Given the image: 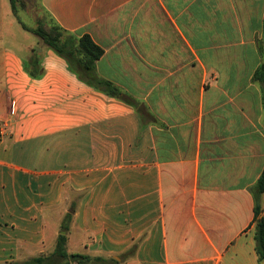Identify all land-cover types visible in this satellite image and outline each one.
Segmentation results:
<instances>
[{
  "label": "crops",
  "instance_id": "obj_1",
  "mask_svg": "<svg viewBox=\"0 0 264 264\" xmlns=\"http://www.w3.org/2000/svg\"><path fill=\"white\" fill-rule=\"evenodd\" d=\"M36 2L102 50L95 75L120 98L38 39L8 49V26L38 20L0 0V264L50 254L68 213V254L264 264L250 192L264 170V0Z\"/></svg>",
  "mask_w": 264,
  "mask_h": 264
},
{
  "label": "trees",
  "instance_id": "obj_2",
  "mask_svg": "<svg viewBox=\"0 0 264 264\" xmlns=\"http://www.w3.org/2000/svg\"><path fill=\"white\" fill-rule=\"evenodd\" d=\"M30 1V2H28ZM12 13L17 16L18 9L25 8V2L31 5L37 3L36 0H9ZM25 31L36 36L38 43L54 51L59 57L64 59L69 67L76 73L78 78L86 84L99 88L109 96L120 98V92L111 83L99 79L95 75V63L102 56V50L96 46L88 36L76 38L73 35H65L64 32L55 24H48L41 21L37 22L34 29H29L18 19ZM36 50L25 63L26 73L34 79L41 77V66ZM254 81L264 83V66L258 70ZM126 103L138 107L135 101L126 97L121 98ZM138 111L144 117L143 109L138 107ZM254 199V243L255 255L258 263H264V209L261 206V197L264 195V170L262 171L256 185L250 189ZM71 214H66L60 225V232L56 238L54 250L47 255H41L23 263L10 264H114L113 260H107L102 257L91 258L82 254H68L66 251L67 232Z\"/></svg>",
  "mask_w": 264,
  "mask_h": 264
},
{
  "label": "rangeland",
  "instance_id": "obj_3",
  "mask_svg": "<svg viewBox=\"0 0 264 264\" xmlns=\"http://www.w3.org/2000/svg\"><path fill=\"white\" fill-rule=\"evenodd\" d=\"M28 2H30V1H28ZM28 2H25L26 3L25 8L22 9V11L26 12L29 16H31V19L29 18L31 22L27 21V19L24 16H21L22 19L24 20V22L25 23L27 22V23L32 24L34 26V24H35L34 19H36L38 21H41L43 23L48 24L49 23L48 19L40 12V10L38 9L37 3L31 5ZM12 19H13V17H12ZM36 39L37 38L35 35L23 30L21 28V26L16 23L15 26H13V28H10L8 26V31H7V36H6V47L10 50H13V51L16 50L20 54L25 55L26 51L24 48L22 49L21 46L33 44V43H35V41H37ZM38 45L44 46L41 43ZM18 48H21V50L18 51ZM36 50H38V49H36ZM32 55H33V51H32ZM30 183H27V185H25V188L28 190H31ZM46 220H47L46 223H48V224L51 223V221L49 219H46Z\"/></svg>",
  "mask_w": 264,
  "mask_h": 264
},
{
  "label": "built area",
  "instance_id": "obj_4",
  "mask_svg": "<svg viewBox=\"0 0 264 264\" xmlns=\"http://www.w3.org/2000/svg\"><path fill=\"white\" fill-rule=\"evenodd\" d=\"M13 111H11V113H12Z\"/></svg>",
  "mask_w": 264,
  "mask_h": 264
}]
</instances>
